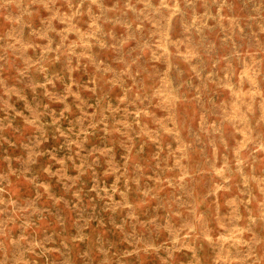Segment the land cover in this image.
<instances>
[{"label":"rangeland","instance_id":"obj_1","mask_svg":"<svg viewBox=\"0 0 264 264\" xmlns=\"http://www.w3.org/2000/svg\"><path fill=\"white\" fill-rule=\"evenodd\" d=\"M144 5L0 0V264H264V152L213 160Z\"/></svg>","mask_w":264,"mask_h":264},{"label":"crops","instance_id":"obj_2","mask_svg":"<svg viewBox=\"0 0 264 264\" xmlns=\"http://www.w3.org/2000/svg\"><path fill=\"white\" fill-rule=\"evenodd\" d=\"M136 1L147 3L138 11L147 29L139 48L174 50L191 67H208L197 72L216 91L199 118L213 160H250L253 146L264 152V0H191L181 12L179 0Z\"/></svg>","mask_w":264,"mask_h":264}]
</instances>
